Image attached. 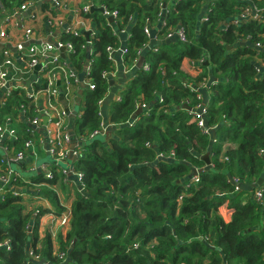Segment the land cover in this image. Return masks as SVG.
<instances>
[{
	"label": "trees",
	"instance_id": "trees-1",
	"mask_svg": "<svg viewBox=\"0 0 264 264\" xmlns=\"http://www.w3.org/2000/svg\"><path fill=\"white\" fill-rule=\"evenodd\" d=\"M14 3L19 0L1 1L9 11ZM93 3L95 10L87 15L93 35L88 39L83 34L61 37L73 47L70 62L77 72L83 69L86 47L91 49L86 79L94 89L81 86L76 92L79 113L73 123L81 151L73 166L82 174V191L70 206L67 231L57 237L54 253L51 235L47 232L38 241V228L42 216L64 212L55 194L43 191L41 197L45 195L50 208H37L29 231L26 225L32 212L24 213L23 198L8 190L0 200V243L7 241L9 249H0V264H264V205L254 198L255 191L262 190L264 202V76L256 77L254 68L256 57L264 59V50L258 52L252 45L264 42V22H242L223 29L245 8L255 7L264 19V0ZM101 4L117 11L118 28L127 31L124 65L138 60L136 50L147 42L146 19L157 26L164 15L169 26L184 25L188 42L161 44L165 41L161 40L156 51H145L142 59L149 71L135 68L120 91L121 100L107 104L108 122L114 129L106 138L89 139L102 122L99 101L110 90L102 73L116 71L106 48L121 44L97 9ZM248 35L251 42L243 43ZM200 59L203 62L194 75L182 71L184 60ZM204 79L214 82L207 89L205 103L207 126L219 125L215 143L200 131L194 116L181 109L184 104L193 107L198 103L197 94L187 85ZM29 101L24 91L13 90L0 109L2 122L17 126L18 140L5 142L17 152L30 137L16 107ZM136 102L146 104L149 116L141 112L135 125L127 127L124 124L136 112ZM33 111L31 107L32 116ZM223 117L227 124L221 122ZM147 142L151 148L145 146ZM206 154L209 166L203 161ZM27 159L20 165L0 153V172L9 168L8 162L16 165L15 186L24 188L30 186L26 179L53 186L61 178L53 164L49 168L55 171L54 179L31 175L27 170L33 161ZM231 178L237 179L239 191ZM29 252L40 260H31ZM57 253L65 254L63 261Z\"/></svg>",
	"mask_w": 264,
	"mask_h": 264
},
{
	"label": "built area",
	"instance_id": "built-area-1",
	"mask_svg": "<svg viewBox=\"0 0 264 264\" xmlns=\"http://www.w3.org/2000/svg\"><path fill=\"white\" fill-rule=\"evenodd\" d=\"M1 1L2 0H0V46L2 47L0 49V89L13 86L16 90L24 91L26 97L30 100L26 106L19 104L16 107L19 113V118L27 125L25 132L30 139L24 142L23 149L19 152L15 151L13 145L7 146L5 142L17 141L18 135L16 129L13 128L12 125V127H10L11 122L5 124L0 118V153L11 162L19 163L21 165V163L28 157L27 160L29 161L36 160V155L34 154L33 149L35 144L40 143L44 146V151L47 155V159L49 158L50 163H42L37 167L36 162H33V166L27 171L32 173L31 175L37 174L41 175L43 179L52 180L54 179L55 171L50 169L49 165L53 164L52 166L58 168V171L63 178L70 179V177H73L78 185L79 191H82V174L75 171L73 162L70 161V157H75V159L80 157L81 151L77 147L80 144L76 141L73 135L74 124L72 123L70 126L68 124V118L70 115L76 116L74 112L70 111L68 104L72 102L71 104L75 105V93H72L74 96L71 95L74 87H78L79 89L83 86L90 90L94 89V84L86 79L91 65V49L89 46L86 47L90 49L89 58L85 59L82 71L77 72L70 62V54L73 52V47L71 43H63L61 37L63 34L78 36L86 31H90L89 37L93 35V25L91 19L88 18L87 15L90 14L91 9L94 8V0H19L18 4L15 5L14 3L15 7L10 11L8 10L9 7L5 6L6 4H1ZM43 5L47 6L43 8ZM99 8L103 17L107 20L108 18H112L113 23L111 26L119 35V40L121 42L120 46L116 49L112 47L106 48L108 55L107 58L114 64L116 70L119 66L118 69H121L122 75H129V73L135 69L138 60L132 61L130 65H124L123 63V58L127 53V31L124 28L119 30L117 11L108 9L104 4H101ZM22 15H26V18H23ZM206 20L207 18L205 17L202 19V21ZM260 21L264 22V19L260 15L258 9L255 7L245 8L238 12L229 23L224 24L223 29L230 25H239L242 22ZM42 27L47 28L49 32L47 36L49 38H54L55 40H52V43H42L37 46L35 45L33 37L35 34L41 32ZM160 30L164 31L161 36H158ZM153 31L156 33L152 38L151 35ZM143 33L147 38V42L136 50L139 58L142 57L147 50L153 49V51H156L154 47L157 43H160L161 40L181 43L188 42V35L184 25L177 23L176 25L169 26L164 20V15L160 18L157 26H154L149 19H146L143 26ZM16 35L20 38L18 41L19 43L13 45ZM123 35L125 36L124 39H122ZM251 40V36L248 35L243 38L242 42L249 44ZM89 43L90 42H88V44ZM252 45L258 52L264 50L263 41L254 42ZM61 53L63 54V57H61ZM116 55H119L120 65L117 64ZM202 62L203 59L188 60V66L190 70L197 72L199 71L197 68ZM16 63H19V66H17ZM37 66H39V69L35 71ZM141 68L147 72L149 71L150 66L143 62ZM254 68L256 71V77L261 78L264 76V59L256 57ZM34 71L37 73L34 86H37L38 88L34 89L32 87H25L24 79ZM81 74L84 75L82 79L79 77ZM102 77L107 78L108 80H113L115 85V72H103ZM127 81L128 80L124 81L122 85H118L119 89L117 88L118 91L115 90L114 93H112V86H110L106 98L112 94L113 98H111V100L120 101V91L125 89ZM211 83L214 82H210L209 79H204L201 82H197L195 85H187L191 92L197 94L196 98L198 100V103L192 107L193 110L187 112L194 116L200 131L209 136L210 132L213 130L215 131L219 126L217 123L212 126H207L206 123L207 107L205 103L206 99L203 97L202 91L206 92ZM10 94L9 89H7L6 94L0 99V109L5 105L6 98ZM70 98L73 99L70 100ZM105 99L99 101L101 118V107ZM62 102L67 105L68 112L64 110ZM31 107L34 108L33 116L30 115L29 112ZM138 108H140L142 113L146 116H149L146 104L136 102V111ZM43 117L47 118L45 126L42 124ZM136 118L132 119L131 117L124 125L127 127H133ZM9 120L10 119H6V121ZM221 122L227 124L224 117ZM41 128L45 130V136L38 133V130ZM109 129H114V124H110L109 122L104 124L102 118L100 127L89 135V139L103 136ZM36 133L39 134L42 139H40V137L35 138ZM34 139L36 141H34ZM211 139L212 143L216 142L215 134ZM145 146L151 148V144L148 142L145 143ZM157 156L162 157L161 154ZM171 156H173V154H171ZM11 162H8L9 168L7 167V170L0 172V200L4 199L8 190L14 191L16 196L22 198L25 197L24 191H27L24 187L15 186L16 179L14 174L17 173L15 170L16 165L11 166ZM25 181L32 187H39L44 184H34L29 182L28 179ZM230 181L233 183L234 189L239 191L240 184H238L237 179L231 178ZM28 191H31L33 194V199H40L41 191L39 189ZM254 198L258 203L264 205L262 190H256ZM180 200L181 198H179V201ZM31 212L32 215L30 219L32 220L26 225V228L29 231L34 227V218L38 215V209H34ZM70 214V206L65 207L64 212L59 217V226L65 228L68 227ZM3 248L7 250L9 249L7 241L0 243V249ZM28 256L31 260H40L39 256L34 255L32 252H29ZM57 258L63 261L65 254L57 253ZM44 264L49 263L45 262Z\"/></svg>",
	"mask_w": 264,
	"mask_h": 264
},
{
	"label": "crops",
	"instance_id": "crops-1",
	"mask_svg": "<svg viewBox=\"0 0 264 264\" xmlns=\"http://www.w3.org/2000/svg\"><path fill=\"white\" fill-rule=\"evenodd\" d=\"M46 6L47 5H43L42 7L45 8ZM22 17L26 18V15H22ZM48 34H49V32H48L47 28L42 27L41 28V32L39 34H35L34 37H33L34 41H35V45L38 46V45H40L42 43H52L53 42L52 40H55V39L54 38H49L47 36ZM19 39H20L19 36L16 35L15 36V40L13 41V45L18 44L19 43L18 42ZM1 47L2 46H0V49H1ZM0 61H1V57H0ZM16 65L19 66V63H16ZM118 68H119V66H118ZM118 68L115 71V73H116V77H115V86H116V88L115 89L116 90H117V88L119 89L118 85H119L120 80H121V79H118L119 78L118 75L121 74V69H118ZM181 68H182V71H184L185 73H190L192 75L195 74L194 71L190 70L187 60L183 61ZM36 75H37V73L35 71L33 73L27 75V78L24 79L25 87L26 86L27 87H32L34 89L38 88L37 86H34V82L36 81ZM126 80H129V78H126ZM7 89H9L10 93L13 90H16V89H14L13 86H8L5 89H0V99H2V97L6 94ZM207 95H208V93L205 94V99H207ZM68 107H69L70 111L75 112L76 108H75V106L73 104L69 103ZM105 112H106V116L108 117V114H109L108 113L109 112L108 107L106 108ZM74 119H75V116H71L70 115V117L68 118L69 126L72 125V123H74ZM42 124H43V121H42ZM13 128L17 129V126H16L15 123L13 124ZM227 146H228V144L225 143L224 144V149ZM33 151H34V154L36 155L35 156L36 160L35 161L33 160V162H36L37 165L39 164V162H38L39 159H42V158L46 157V160H47V155H46V153L44 151V146L42 144H40V143L35 144V147H34ZM42 186H44L45 189L49 190L51 193L55 194V196L57 198V202L62 206V208L64 210H65V207L71 206V204L75 200L76 193L79 191L78 185L75 182V180L73 179V177H70V179L69 178L65 179V178H63L61 176V178L58 180V182L55 185L50 186V185L43 184ZM42 186H39L37 188L40 189V187H42ZM41 194H43V190L41 191ZM42 196L43 197H40V199H33V201H40V206H43V208H45V209L50 208V207H44V202H48V200L45 198V195H42ZM24 206H26L24 213H28L30 211L28 209L33 207V202H27V203H25ZM53 216H54L53 214L48 213L47 218H52ZM59 217L60 216H56V219L59 218ZM47 218L43 217L41 219V221H43L44 219H47ZM224 218H225V220H228L229 216L226 215V216H224ZM54 222H55V225H52V226H55V232L54 231L51 232V229L50 228L48 229L47 227L44 230H42V227H41V223L42 222H40V226L38 228V241H40V239H42L44 237V235L48 232L51 235V239H52V243H53V250H54L53 252L55 253L57 251V248H58L57 237H59V235L64 236L65 232L67 231V228L59 226V224L56 223V221H54ZM45 231H47V232L45 233Z\"/></svg>",
	"mask_w": 264,
	"mask_h": 264
},
{
	"label": "water",
	"instance_id": "water-1",
	"mask_svg": "<svg viewBox=\"0 0 264 264\" xmlns=\"http://www.w3.org/2000/svg\"><path fill=\"white\" fill-rule=\"evenodd\" d=\"M108 22H109L110 24H112V23H113L112 18H108ZM155 33H156L155 31L152 32V35H151L152 38L155 36ZM82 34L86 37V39H88V37H89V35H90V31L83 32ZM124 38H125V36L123 35V36H122V39H124ZM167 41H168V40H167ZM164 42H166V41H163L161 44H163ZM169 42H174V41H169ZM159 44H160V43H159ZM123 45H124V43H123ZM61 51H63V50H61ZM89 51H90V49H89V48H86V54H85L86 59L89 58ZM61 57H63V54H62V53H61ZM119 59H120V58H119V55H116V60H117V64H118V65H120V60H119ZM142 64H143V59H142V57H140V58L138 59V62H137V65H136L135 68H138V69L141 68V67H142ZM86 65H87V61H86ZM38 69H39V66H37V67L35 68V71H37ZM133 73H134V69L129 73V75H132ZM129 75H122V74H119V75H118V77H119L118 79H121L119 85H122V84L124 83V81H126L127 76L129 77ZM83 76H84V75L81 74L79 77L82 79ZM210 82H211V80H210ZM109 85L112 86V93H114L115 90H116V89H115L116 86L114 85V81H113V80H110V81H109ZM202 94H203V97L205 98V94H206V92H205V91H202ZM111 98H112V94H110V95L108 96V98L105 99V101L103 102V105H102V107H101V114H102V118H103V122H104V124H107V122H108V117L106 116V112H105V111H106L107 104H108V102L111 100ZM61 101H62V98H61ZM62 104H63L64 110H65L66 112H68L67 105H66L64 102H62ZM181 109L186 110V111H192V110H193L192 107H190V106H188V105H183V106L181 107ZM141 112H142V110H141L140 108H138L137 111L132 115V119L136 118ZM74 114H76V112H74ZM74 114H73V115H74ZM46 122H47V118H46V117H43V126L46 125ZM33 129H34V128H33ZM110 131H111V129H109V130L106 132L105 135L100 136V137H102V138H106V137H107V134H109ZM38 133H40L41 135L45 136V130H44L43 128L39 129V130H38ZM214 134H215V131H211V132H210V136H211V138H213ZM96 138H98V137H96ZM74 160H75V157H70V161H71V162H73ZM203 161L205 162L206 166H209V165H210V160H209V156H208V154H206V155L203 156ZM42 163H50L49 158H48L47 160H43V161L39 162V164L37 165V167L40 166V164H42ZM21 164H23V162H22ZM38 172H39V171H38ZM193 175H194V176L197 175V171H194V170H193ZM259 183H261V179H259ZM259 185H260V184H259ZM41 263L44 264L45 262H41Z\"/></svg>",
	"mask_w": 264,
	"mask_h": 264
},
{
	"label": "rangeland",
	"instance_id": "rangeland-1",
	"mask_svg": "<svg viewBox=\"0 0 264 264\" xmlns=\"http://www.w3.org/2000/svg\"><path fill=\"white\" fill-rule=\"evenodd\" d=\"M97 9L101 12V10H100L99 7H97ZM93 10H95V8H92L91 11H90V13H91ZM77 91H78V87H74V89H72L71 95L74 96L72 93H75V94H76ZM206 93H208V90H206ZM71 99H73V98H70V100H71ZM70 103H72V102H70ZM73 105H74V104H73ZM74 106H76V104H75ZM75 108H76V107H75ZM75 112H76V114L79 113L78 110H77V108H76ZM213 131H214V130H213ZM43 159L46 160V157H45V158H42V159H39L38 162H41ZM25 176L28 177L29 174H25ZM32 189H38V188H37V187H32L31 185L28 186V187L26 188L27 191H24V195H25V197L23 198V202H24V203H27V202H33V207H31V208L28 209V210H30V211H32V210H34V209H37V208L41 209V207L43 208V206H40V201H33V194L31 193V191H28V190H32ZM39 190H41V191L43 190V191H44V190H46V189H45L44 186H42V187H40ZM54 206H55L54 203H53V205L51 204L52 209L54 208ZM44 207H50V203H49V202H44ZM44 214H45V213H44ZM47 216H48V214L42 216L41 219H42L43 217H44V218H47ZM41 219H40V222H42V223H41L42 230H44V229L47 227L48 229H49V228L51 229V232H52V231L55 232V226H52V225H55V222H54V221H56V223H58V221H59L60 218H57V219H56V215H54L52 218H47V219H44L43 221H41ZM39 226H40V224H39ZM66 228H67V227H66ZM46 232H47V231H45V233H46ZM45 233H44V234H45Z\"/></svg>",
	"mask_w": 264,
	"mask_h": 264
},
{
	"label": "bare ground",
	"instance_id": "bare-ground-1",
	"mask_svg": "<svg viewBox=\"0 0 264 264\" xmlns=\"http://www.w3.org/2000/svg\"><path fill=\"white\" fill-rule=\"evenodd\" d=\"M155 46H156V45H155ZM130 76H131V75H129V77H130ZM129 77L127 76V78H129ZM78 158H79V157H78ZM78 158H77V159H78ZM77 159H75V160H77ZM75 160H74V161H75ZM74 161H73V162H74ZM73 164H74V163H73ZM44 184H45V183H44ZM46 185H47V184H46Z\"/></svg>",
	"mask_w": 264,
	"mask_h": 264
}]
</instances>
